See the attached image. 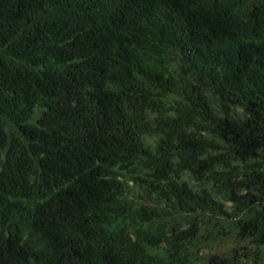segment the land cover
Here are the masks:
<instances>
[{"label":"trees","instance_id":"1","mask_svg":"<svg viewBox=\"0 0 264 264\" xmlns=\"http://www.w3.org/2000/svg\"><path fill=\"white\" fill-rule=\"evenodd\" d=\"M0 264H264V0H0Z\"/></svg>","mask_w":264,"mask_h":264},{"label":"rangeland","instance_id":"2","mask_svg":"<svg viewBox=\"0 0 264 264\" xmlns=\"http://www.w3.org/2000/svg\"><path fill=\"white\" fill-rule=\"evenodd\" d=\"M226 247V246H225Z\"/></svg>","mask_w":264,"mask_h":264}]
</instances>
